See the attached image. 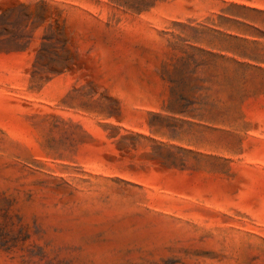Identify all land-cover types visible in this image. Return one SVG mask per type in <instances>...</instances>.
I'll return each mask as SVG.
<instances>
[{
	"label": "rangeland",
	"instance_id": "1",
	"mask_svg": "<svg viewBox=\"0 0 264 264\" xmlns=\"http://www.w3.org/2000/svg\"><path fill=\"white\" fill-rule=\"evenodd\" d=\"M0 264H264V0H0Z\"/></svg>",
	"mask_w": 264,
	"mask_h": 264
}]
</instances>
